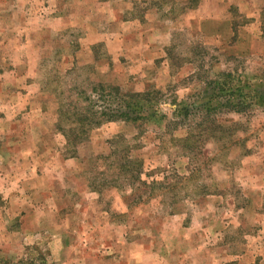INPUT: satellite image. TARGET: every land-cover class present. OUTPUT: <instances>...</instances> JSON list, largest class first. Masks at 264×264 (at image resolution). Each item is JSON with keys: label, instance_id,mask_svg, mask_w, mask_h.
Returning <instances> with one entry per match:
<instances>
[{"label": "rangeland", "instance_id": "rangeland-1", "mask_svg": "<svg viewBox=\"0 0 264 264\" xmlns=\"http://www.w3.org/2000/svg\"><path fill=\"white\" fill-rule=\"evenodd\" d=\"M0 264H264V0H0Z\"/></svg>", "mask_w": 264, "mask_h": 264}, {"label": "trees", "instance_id": "trees-1", "mask_svg": "<svg viewBox=\"0 0 264 264\" xmlns=\"http://www.w3.org/2000/svg\"><path fill=\"white\" fill-rule=\"evenodd\" d=\"M92 89L95 91L98 90L97 94L99 95V101L102 102L100 105L98 102L95 103L94 100L97 99H95L94 97L92 98L89 95L88 90L86 91L85 89L79 92L78 94V96H80V101H69V104L63 105V107L66 108L65 113H73V117L81 122L79 123L82 124L79 125L80 130H82L85 125L91 124L92 122H95V125H100L102 123V119L104 121H113L121 119L126 121L137 122L143 116V114H141L140 112H146L144 111L143 103H141L139 99L140 97H142V95L130 94V97L134 99V103L132 102V104H128L127 106H125L123 105V103L129 100H127V98L120 93L121 90L119 87L113 85L98 84L97 87H92ZM77 102L90 103V107L88 108V113H90V115H87L89 117L84 116L81 112L77 113L81 109V105L79 106L80 109L79 107H76ZM71 103H74L75 105L74 107H72V109H68L69 107L71 108ZM98 105L101 107V109H98ZM145 115H147V112L145 113ZM82 116L84 117L85 121L84 119H82Z\"/></svg>", "mask_w": 264, "mask_h": 264}, {"label": "crops", "instance_id": "crops-1", "mask_svg": "<svg viewBox=\"0 0 264 264\" xmlns=\"http://www.w3.org/2000/svg\"><path fill=\"white\" fill-rule=\"evenodd\" d=\"M156 9H158V11H160V8H156ZM150 10L155 11V10H153V9H149L148 11H150ZM132 21H133V22H136V20H128V21L125 22V23H127V24H131ZM138 22L141 23V20H139ZM127 37H128V36H127ZM116 38H117V40H118L122 45L125 44V41H124V40H127V38H125V34L122 33V32H120V31L116 32ZM135 45H139V42L137 41V42H135L134 44L131 43V46L128 47V48L135 47ZM119 47H120V46H119ZM117 49H118V48H115L113 51H110V52L112 53V55H113V53L116 54V53L118 52Z\"/></svg>", "mask_w": 264, "mask_h": 264}]
</instances>
